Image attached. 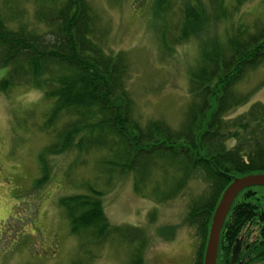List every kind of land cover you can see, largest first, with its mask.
Here are the masks:
<instances>
[{"label":"trees","instance_id":"obj_1","mask_svg":"<svg viewBox=\"0 0 264 264\" xmlns=\"http://www.w3.org/2000/svg\"><path fill=\"white\" fill-rule=\"evenodd\" d=\"M38 1L35 12L49 26L44 38L24 25L11 29L0 14V69L9 70L0 80V91L25 83L43 91L53 107L45 115L43 128H53L55 142L39 154L41 176L33 188L48 180L46 157L66 151L87 154L92 146L108 150L110 160L102 163L111 166V171L120 167L134 175V188L141 196L146 181L158 171L171 184L161 192L166 193L160 198L163 200L182 193L192 178L203 176L208 184L205 197L193 198L187 216L201 240L193 264H203L212 215L224 190L234 178L264 174V104L254 103L246 112L227 117L249 100V96L236 94L234 86L245 73L264 63V23L252 30L242 25L234 32L226 31L224 41L206 38L189 74L190 103L181 125L173 129L165 122L149 121L142 126L134 117L125 88L127 65L120 54L105 50L100 37L105 34L88 1ZM153 3L159 12L178 8L171 0ZM161 16L167 19L166 14ZM208 19L205 11L188 7L182 21L172 24L175 33L177 28L183 32L175 41L199 37ZM169 34L173 35L171 28L161 33L164 39ZM164 46L169 48L167 41ZM167 167L175 169L173 175ZM88 189L89 194L65 196L59 203L71 235L79 242L69 264L95 263L93 249L111 241L126 246L128 264H144L148 235L142 229L112 226L104 213L102 194L91 185ZM156 189L160 192L159 184L153 191ZM257 190L264 191L244 192L230 210L217 264H229L233 240L246 226L264 222V202L254 193ZM169 236L170 240L172 234Z\"/></svg>","mask_w":264,"mask_h":264},{"label":"rangeland","instance_id":"obj_2","mask_svg":"<svg viewBox=\"0 0 264 264\" xmlns=\"http://www.w3.org/2000/svg\"><path fill=\"white\" fill-rule=\"evenodd\" d=\"M87 1L105 34L100 36L105 50L120 54L127 65L125 88L134 117L142 126L149 121H162L173 129L181 125L190 103L189 74L206 38L224 41L226 31L234 32L242 25L252 30L264 23L263 0H243L239 5L236 0H171L178 7L171 12L157 11L154 0ZM39 2L0 0L1 17L13 30L24 25L44 38L49 26L35 12ZM188 7L205 11L208 22L199 37L176 42L183 32L177 28L175 33L172 24L182 21ZM167 28L173 35L164 39L161 33ZM6 71L0 69V80ZM233 90L249 100L229 118L246 112L254 103L264 104V63L245 73ZM51 105L40 91L25 83L0 91V264H69L79 242L71 235L59 203L65 196L89 194L90 185L102 194L104 213L112 226L142 229L148 235L144 264H193L201 240L187 216L193 198L205 197L208 184L203 176L192 178L182 193L163 200L160 198L171 184L158 171L146 181L141 196L134 188V175L120 167L111 171V166L102 163L108 150L92 146L87 154L66 151L46 157L48 180L33 188L41 176L39 154L55 142L53 128H43ZM167 169L168 174L175 172ZM156 184L160 192L153 191ZM254 193L264 202V191ZM168 234H172L170 240ZM127 251L117 241L105 243L93 249L97 255L93 264H128Z\"/></svg>","mask_w":264,"mask_h":264},{"label":"water","instance_id":"obj_3","mask_svg":"<svg viewBox=\"0 0 264 264\" xmlns=\"http://www.w3.org/2000/svg\"><path fill=\"white\" fill-rule=\"evenodd\" d=\"M250 188H264V174L235 178L224 191L211 220L203 264H216L221 229L228 212L238 195ZM239 247L235 246L231 263L236 261Z\"/></svg>","mask_w":264,"mask_h":264},{"label":"flooded vegetation","instance_id":"obj_4","mask_svg":"<svg viewBox=\"0 0 264 264\" xmlns=\"http://www.w3.org/2000/svg\"><path fill=\"white\" fill-rule=\"evenodd\" d=\"M256 237L254 241H251L250 245L246 244L245 237L240 239V241L243 242L241 244L240 253L235 264H264V235H261V238H259L257 241ZM260 240L262 241L260 242ZM247 247H250L251 250L248 251ZM247 252L249 253L247 254ZM230 255L229 260L231 259Z\"/></svg>","mask_w":264,"mask_h":264},{"label":"bare ground","instance_id":"obj_5","mask_svg":"<svg viewBox=\"0 0 264 264\" xmlns=\"http://www.w3.org/2000/svg\"><path fill=\"white\" fill-rule=\"evenodd\" d=\"M14 88V87H13ZM42 94H43V97H45V94H44V92L43 91H40ZM53 110V107L52 106H48L47 107V111L49 112V111H52ZM58 156V155H57ZM57 156H49V157H57Z\"/></svg>","mask_w":264,"mask_h":264}]
</instances>
